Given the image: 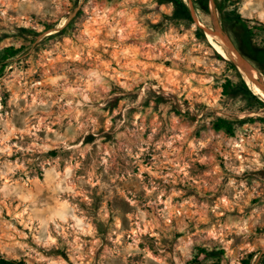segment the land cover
<instances>
[{
	"label": "rangeland",
	"instance_id": "rangeland-1",
	"mask_svg": "<svg viewBox=\"0 0 264 264\" xmlns=\"http://www.w3.org/2000/svg\"><path fill=\"white\" fill-rule=\"evenodd\" d=\"M181 1L193 23L167 0H0V53L21 50L0 57V255L260 264L264 108L224 91L233 63L201 27L239 49L226 14L264 23V0H216L215 18Z\"/></svg>",
	"mask_w": 264,
	"mask_h": 264
},
{
	"label": "trees",
	"instance_id": "trees-1",
	"mask_svg": "<svg viewBox=\"0 0 264 264\" xmlns=\"http://www.w3.org/2000/svg\"><path fill=\"white\" fill-rule=\"evenodd\" d=\"M173 6V12L170 16L167 17V20L172 24H176L179 22L189 21L193 23L190 11L188 7L181 1V0H167ZM214 5L216 9L219 11L221 10V6L219 3L214 0ZM195 9L201 10L204 13H208V0H199L198 3H195ZM226 18L232 22H235L240 25L241 32L238 34L239 39V49L246 56V58L251 61L257 68V70L264 76V23L258 22L254 19H248L242 17L238 12H230L226 14ZM198 36L204 38V34L200 30H196ZM260 38V42L258 45H254L252 40L253 38ZM20 49L14 46H8L2 49L0 53L1 62H8L15 58L18 53H20ZM229 67L235 72L237 76V82L231 83L227 81L224 85V91L230 93L233 88L241 89L245 92L248 97L253 100L257 105L261 108H264V103L260 101L252 92L249 90L248 86L245 82L241 79L240 75L238 74L235 66L229 63ZM214 128L216 130H225L226 132L231 134V125L230 123L224 120H218ZM199 254L203 256H208V253L204 250H199ZM254 256L253 253H249L246 255L244 259L240 261V264H250L252 257ZM195 262V259L192 261ZM0 264H24L21 261L8 259L0 255ZM219 264V263H217ZM260 264H264V255L260 259Z\"/></svg>",
	"mask_w": 264,
	"mask_h": 264
},
{
	"label": "water",
	"instance_id": "water-1",
	"mask_svg": "<svg viewBox=\"0 0 264 264\" xmlns=\"http://www.w3.org/2000/svg\"><path fill=\"white\" fill-rule=\"evenodd\" d=\"M191 14L193 16V11H191ZM212 27L214 30H213V32H211V34H209V36L211 37V39L214 42L218 43L219 45H222L223 47H225L230 52L232 58L235 60V62L232 61V63L236 67L239 63H241L245 68L251 70L257 76L260 77L259 72L250 64V62L244 57V55L240 52V50L234 45V43L231 41L230 37L220 27H218V25L215 22H212ZM202 31L205 34V37L207 38L206 31H204V30H202ZM258 88L264 92V86L263 85L258 86ZM259 100L262 101L261 99H259Z\"/></svg>",
	"mask_w": 264,
	"mask_h": 264
},
{
	"label": "bare ground",
	"instance_id": "bare-ground-1",
	"mask_svg": "<svg viewBox=\"0 0 264 264\" xmlns=\"http://www.w3.org/2000/svg\"><path fill=\"white\" fill-rule=\"evenodd\" d=\"M211 6H212V18H215V14H214V11H213V7H214V4L211 3ZM211 8V7H210ZM202 29L206 30V34H211V31H209L206 27H201ZM226 49V48H225ZM226 51L228 52V58L231 60V61H234L235 60L232 58L230 52L226 49ZM238 69L240 71H242L243 73V77L244 79L246 80L247 84L250 86V88L253 89L252 87V83L253 85L257 88L258 86H264V80L263 78L260 76H257L254 72H252L251 70L245 68L241 63H239L237 65ZM260 90V89H259ZM259 90H256L258 94H260L262 97H264V92L263 91H259ZM254 93V92H253ZM256 95V94H255ZM260 99V98H259ZM262 100V99H261ZM264 102V101H263Z\"/></svg>",
	"mask_w": 264,
	"mask_h": 264
},
{
	"label": "crops",
	"instance_id": "crops-1",
	"mask_svg": "<svg viewBox=\"0 0 264 264\" xmlns=\"http://www.w3.org/2000/svg\"><path fill=\"white\" fill-rule=\"evenodd\" d=\"M259 5H260V3H259ZM260 8H262V7L260 6ZM259 11H260L259 9H256V10H255V12H259ZM263 11H264V6H263L261 12H263Z\"/></svg>",
	"mask_w": 264,
	"mask_h": 264
}]
</instances>
